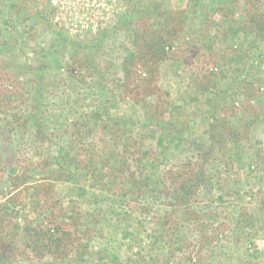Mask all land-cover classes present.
<instances>
[{
    "label": "rangeland",
    "instance_id": "rangeland-1",
    "mask_svg": "<svg viewBox=\"0 0 264 264\" xmlns=\"http://www.w3.org/2000/svg\"><path fill=\"white\" fill-rule=\"evenodd\" d=\"M104 1L108 0H0V40L6 42H0V46L9 44L7 48L15 56L18 54L22 57L21 61L26 65L25 70L29 67L36 68L41 61H48L49 54L55 55L54 52L62 50V61L54 65L47 63L48 70L44 77V83L47 84L49 76L62 73V76L56 78L60 86L57 94L63 92L62 98L64 94H68L67 101L62 102V112L56 120L61 124H58V127H61L59 133H63L62 145H66L64 138L69 134H77L75 130L82 125L83 112L96 108L97 80L91 81L92 77L85 73L86 66L82 64V67H78L79 62L82 63L85 58L89 59L88 61L93 59L98 64L102 75L100 77L110 91V102L118 103L117 108L111 110V117L127 118L126 121L133 124L131 129L141 132L146 138L145 146L150 147L152 143L158 142L155 153L150 155L153 159L147 165L149 170L156 168L162 173L166 170L167 162L180 165L188 159L192 160L196 149L188 147L189 143L192 140L204 142L208 127L216 119H224L223 113L219 114L220 106L232 100L231 96H226V90L236 92L242 76L249 83H255L254 89L259 85V88L264 89L263 56L259 64H250L257 56L264 54V46L256 43L250 51L245 40L239 35L240 38L236 41L238 45H242L241 50L231 49L237 36L230 37L226 34L220 18L221 12L217 15L208 8L213 0H171L165 8L171 11H185L186 22L182 24V29L178 30L174 42L167 44V56L160 63L157 74L145 76V79L150 81L147 86L150 85L149 89H153V97L151 95V98L146 100L145 106L133 104L127 98L124 102H118L121 85H137L144 74L139 66L134 67L133 75L124 81L121 60L131 49V45L126 32L117 25L129 19L134 10L142 4L159 0H110L108 7L102 10ZM244 1L217 0V3L233 9L235 4L242 6ZM261 1L264 7V0ZM207 15L211 17L208 18ZM89 45L94 48L91 58L83 56L80 52L81 48ZM75 50H78L79 54H75ZM236 54L250 56L235 58ZM214 68L217 74L212 75L210 73ZM142 87L138 90L142 91ZM203 88L207 90L204 91ZM138 90L131 92L129 97L140 99L142 93ZM157 100L168 105L159 106L157 111L152 112L156 115H151L149 120L152 102ZM240 101L239 96L233 106L236 109L230 104L235 114L229 112V117L234 116L233 120L236 124L239 123L241 128L247 120L238 110ZM50 125L54 126L51 122ZM246 127L241 132V145L249 151L261 150L260 159L256 157L258 162L246 161L245 170H248L251 178L245 180L239 163L235 170L228 169L227 173L224 172L222 162L208 166L214 183L209 200L213 199V207H216V204L221 205V210L215 213L218 218H213L215 222L210 225H217L218 228L210 229L211 227L207 226L206 229L205 226L207 234H198V227L192 226L196 224H189L181 230V246L172 245L164 235L161 242L156 241L152 222L156 221L157 217L154 216L162 210L161 203L149 207L146 202L149 198L146 197V201L140 205H147L150 213L147 212L145 221H139L141 214L136 212L133 216L129 215L130 212H126V209L131 208L130 206L121 205L120 208L119 202L108 201L109 197L100 193L97 188L67 181H53L45 168L44 156L37 158L35 152L29 148L21 150L22 156L27 160L23 164L21 162L19 173L23 172V178L31 174L33 161L39 162V171L43 173L18 186L6 183L5 188H0V219H8L9 225L14 222L19 227L28 224L52 229L53 225L62 228L63 221H68V218L76 221L78 236H83L86 227L94 228L92 218L100 215V211L106 212L108 205L112 203L113 208L105 218L100 219L101 226L94 231L95 235L92 232L82 237L80 243L86 246L87 252L76 250L77 252L69 256L73 264H89L92 261L99 264H116L113 261L117 256L104 258L105 254L101 252L107 238H111L115 245L121 246L117 250L121 258L115 261L122 260V264H125L127 258L130 262L138 259L140 264H264V235L257 228L249 226L251 218L264 220V209L260 211L264 206L259 204L257 196L251 200V195H245L248 187L257 193L264 185V123L258 122L251 129ZM166 129L169 132L165 134L163 131ZM82 130L83 127L78 129L79 132ZM55 175L57 174L53 173V176ZM256 176L259 177L258 180H255ZM238 194L244 198L236 202L234 199ZM134 204L133 202L131 205ZM208 204L211 207V203ZM234 205H239L234 211L235 216L240 215L239 219L243 222L241 226L244 235L252 234L251 247L246 245L242 239L244 235L241 237L237 233L239 231L234 233L225 227L233 219L229 215V209ZM207 214V211L201 214L200 219L209 223ZM251 229H255L254 232ZM218 232L221 237L219 242L215 239ZM206 235L208 242L204 244ZM131 244L134 246L133 253L140 255H132ZM29 257L31 255L23 252L19 257L23 262L13 263L30 264Z\"/></svg>",
    "mask_w": 264,
    "mask_h": 264
},
{
    "label": "trees",
    "instance_id": "trees-1",
    "mask_svg": "<svg viewBox=\"0 0 264 264\" xmlns=\"http://www.w3.org/2000/svg\"><path fill=\"white\" fill-rule=\"evenodd\" d=\"M170 1L159 0L142 4L134 10L129 19L117 25L126 32L127 40L131 45V49L121 60L124 81L133 75L132 68L134 67L139 66L144 74L137 85L134 84L132 87L121 85L118 102H124L127 98L133 104L145 106L146 100L151 98V95L153 97L151 94L153 89H149L150 85L147 86L150 81L148 82L145 76L150 77L157 74L160 63L166 59L167 44L174 42L175 35L178 30L182 29V24L186 22L185 11H171L165 8ZM209 5L210 7H207L215 11L216 14L221 12L220 18L222 26L225 27L224 31L230 37L237 36L234 41L238 40L241 35L250 51L254 49L253 45L256 43L264 46V7L261 0H245L242 6L235 4L233 9L220 6L217 0H213ZM209 17L211 16L209 15ZM0 42L6 43L1 40ZM8 46L9 44L0 46V188H5L6 183L10 186H18L27 180L34 179L35 175L43 173L39 171L38 161L31 162V174L26 177L23 175V178V172L19 173L21 162L23 164L27 160L22 156L21 150L29 148L35 152L37 158L44 156L45 168L53 181H67L76 185L97 188L96 190L109 197L108 201L119 202L120 208L123 205L130 206L131 208L126 209V212L127 210L130 212L129 215L133 216V213L136 212L141 214L139 221H145L147 212L150 213L147 205L150 207L161 203L162 210L154 216V218L157 217L156 221L152 222L156 241L161 242L164 235L172 245L178 247L181 246L180 242L182 241L179 238L181 230L189 224H196L192 226L198 227L196 231L198 234L200 232L207 234V226H210V229L218 228L217 225H210L215 222H213V218H218L215 213L221 210V205L216 204V207H213V199L209 200L214 183H212L211 170L208 166L222 162L224 172L227 173L228 169L235 170L239 163L245 174V180L248 181L251 178L248 170H245L246 161L258 162L261 150L249 151V149L243 148L241 132L246 126L251 129L258 122L264 123V89L263 87L259 88L261 85L254 89L255 83H249L242 76L236 92L226 90V96H231L232 100L224 106H220L219 114L223 113L224 119H214V123L208 127L205 133L206 140L204 142L199 143L192 140L189 143L188 147L196 149V155L192 160L188 159L180 165L167 162L166 170L162 173L158 172L156 168L149 170L147 165L153 159L150 155L155 153L154 150L157 149L158 142L152 143L153 146L151 144L150 147L145 146L146 138L141 132L131 129L133 124L126 121L127 118L124 116L120 119L111 117V110L116 109L118 103L110 102V91L100 77L102 75L101 69L97 67L98 64L93 59L88 61L89 59L85 58L93 57L94 48L92 46L81 48L80 52L85 56V59L82 60V63L79 62L78 67H82V64L86 66L85 73L92 77L91 81L97 80L96 108L83 112L81 115L82 125L78 128L83 127V130L79 132L74 128L73 130L77 131V134L71 133L64 138L66 145H62L63 133H59L61 127H58V124H61L56 122L57 116L62 112V102L67 101L68 97V94H64V98H62L63 92L57 94V91H60V86H58L56 78L62 76V73L49 76L50 80L47 84L44 83V77L48 70L47 63L54 65L61 62L60 53L62 50L54 52L55 55L49 54L48 56L51 58L47 57L48 61L45 63L41 61V64L36 68L29 67L25 70L26 65L21 61L22 57L18 54L15 56L7 48ZM241 48L242 45H238V41L231 46V49L241 50ZM6 52L7 54H5ZM76 53L79 54L78 50H75ZM249 56L248 54L239 56L236 54L235 58ZM261 56L264 58L262 53L256 57V60L251 59L250 64H259ZM215 68L210 74H217ZM69 77H67L68 80ZM142 85L145 86L142 87ZM141 87L142 91H139L138 89ZM135 89L142 93L140 99L129 97ZM202 90L206 91L207 88ZM239 96L241 101L238 110L247 120L245 126L241 125V128L239 123L236 124L233 120L234 116L229 117L230 113L235 114L232 107L237 103L236 100ZM222 98L225 99V96ZM161 105L168 104L160 103L158 100L152 102L149 120L151 115H156L152 112L157 111ZM50 122L54 126L50 125ZM168 132L167 129L163 131L165 134ZM53 173L57 175L53 176ZM258 178L256 176L255 180ZM246 194L252 196L251 200L257 196L259 204L264 206V185L257 193L248 187ZM146 197L149 198L147 201ZM243 198L241 194H238L234 201L238 202ZM144 201L149 204L140 205ZM133 202L135 204L132 206ZM208 202L211 203V207ZM238 206L234 205L229 209V215L233 219L228 222L230 226L226 225L225 227L234 233L239 231L237 233L242 237L244 235L241 226L243 222L239 219L240 215L235 216L234 211ZM112 208V203H110L106 212L100 211V215L93 217L91 223L94 228L86 227L83 236H78L76 221L68 218V221H63L62 228L53 225L52 229L28 224L19 227L14 222L9 225L8 219H0V264H14L13 261L23 262L22 258H19L23 252L31 255L29 257L30 264H73L70 261L72 258L69 256L76 250L86 251V246L80 243L82 237L84 238L85 235L92 232L95 235L94 231L101 226L102 220L100 219L105 218ZM209 208H211L210 212ZM151 209L154 210L152 207ZM261 209L264 208H260V211ZM206 211L209 223L200 219L201 214ZM256 221L255 217L251 218L249 226L257 228L264 235V220ZM205 226L206 229H204ZM194 229L196 230V228ZM251 235H244L242 238L249 247H251L250 239H253ZM215 239L217 242L221 241L219 232L216 233ZM105 241L101 251L105 254L104 258L117 256L113 262L122 264V260L115 261L117 258H121L117 251L121 246L115 245L111 238H107ZM207 242L206 235L204 244ZM211 243L212 240L209 245ZM130 247L132 251L134 246L131 244ZM134 254L138 255L139 253L136 252L132 255L134 256ZM42 259H44L43 262ZM93 263L99 264L96 261L89 264ZM125 264H140V261L137 259L130 262L127 258Z\"/></svg>",
    "mask_w": 264,
    "mask_h": 264
},
{
    "label": "built area",
    "instance_id": "built-area-1",
    "mask_svg": "<svg viewBox=\"0 0 264 264\" xmlns=\"http://www.w3.org/2000/svg\"><path fill=\"white\" fill-rule=\"evenodd\" d=\"M110 0H108V1H104L103 2V4H102V10L105 8V7H108V2H109ZM54 2V1H53ZM102 13V12H101Z\"/></svg>",
    "mask_w": 264,
    "mask_h": 264
}]
</instances>
